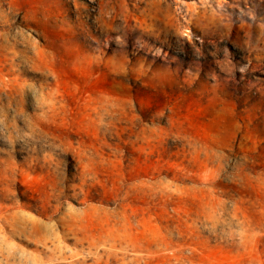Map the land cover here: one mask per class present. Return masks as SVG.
<instances>
[{"label":"clouds","instance_id":"1","mask_svg":"<svg viewBox=\"0 0 264 264\" xmlns=\"http://www.w3.org/2000/svg\"><path fill=\"white\" fill-rule=\"evenodd\" d=\"M203 249L264 264V0H0V264Z\"/></svg>","mask_w":264,"mask_h":264},{"label":"rangeland","instance_id":"2","mask_svg":"<svg viewBox=\"0 0 264 264\" xmlns=\"http://www.w3.org/2000/svg\"><path fill=\"white\" fill-rule=\"evenodd\" d=\"M175 161H169V164L174 163ZM175 171L172 167H165L159 169L158 173L155 174V178H162V177H171L172 173ZM122 174L126 180L135 179L137 176L139 177H147L149 175H153L150 169L144 170H137L136 173L131 174V176L127 173V171H123ZM173 192L175 190H172ZM157 199H160L158 196ZM176 203H171L166 206L169 215H175L170 211L171 208H176L179 212L180 216H183L184 211L186 209L182 206L185 197L184 196H176L174 197ZM150 200L149 197H144L143 199H133L131 204L129 205V210L137 214L138 217L143 216V226L145 232L155 233L158 228H160V220L158 215L160 214V209L157 208L155 211L148 210L146 208V203ZM163 203V201H161ZM200 251V250H198ZM172 257L168 255H158L154 258L149 259V264H169ZM200 264H233L230 261L228 254L222 250H210V249H203L200 255Z\"/></svg>","mask_w":264,"mask_h":264}]
</instances>
